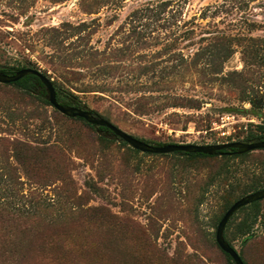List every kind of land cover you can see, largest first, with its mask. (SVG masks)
Wrapping results in <instances>:
<instances>
[{"label": "rangeland", "instance_id": "374dc122", "mask_svg": "<svg viewBox=\"0 0 264 264\" xmlns=\"http://www.w3.org/2000/svg\"><path fill=\"white\" fill-rule=\"evenodd\" d=\"M104 1L89 14V0H0V70L35 69L78 97L72 107L154 146L259 133L264 111L224 78L264 88V0ZM123 143L0 84V211L22 219L0 216V238L22 245L0 248V264H230L217 226L255 182L264 189V150L187 158ZM260 204L250 234V209L224 231L246 264H264Z\"/></svg>", "mask_w": 264, "mask_h": 264}, {"label": "water", "instance_id": "95a60500", "mask_svg": "<svg viewBox=\"0 0 264 264\" xmlns=\"http://www.w3.org/2000/svg\"><path fill=\"white\" fill-rule=\"evenodd\" d=\"M36 76L40 79L44 85L49 104L62 115L75 119L79 118L84 120L86 123L95 126L103 127L109 129L113 133V137L126 143L132 149L141 152L143 154H154V155H168L175 153H187V154H202L207 156H213L217 152L224 150H240L244 152H254L258 150H264V141L262 142H230L217 145H179V144H168L162 146L150 145L142 140H139L132 135L119 129L117 126L111 122L105 120L99 115L93 114L91 111L80 109L77 107H66L60 104L57 100V93L55 87L50 79L44 76L37 70L34 69H21L17 71L14 75H7L0 72V84L11 85L17 83L18 81L28 77ZM264 200V189L258 190L256 192L250 193L239 200H237L233 205L226 211L222 219L220 220L217 230H216V243L218 247L225 254L229 255L235 264H244L237 250L232 247L224 237L225 228L231 219V217L240 209L249 206L253 203L260 202Z\"/></svg>", "mask_w": 264, "mask_h": 264}, {"label": "trees", "instance_id": "16d2710c", "mask_svg": "<svg viewBox=\"0 0 264 264\" xmlns=\"http://www.w3.org/2000/svg\"><path fill=\"white\" fill-rule=\"evenodd\" d=\"M54 1H55V3H58V2H61L64 0H54ZM89 1H90L89 4L83 3L85 12L89 13V14H92L94 8H96V9L100 8L102 6L103 2H105L104 0H89ZM123 1L124 0H118L115 2L122 3ZM172 2H173V0H161V4L164 8L170 6ZM24 3H25V0H22V4H24ZM27 7H30V5L26 6L25 8H27ZM250 52H251V58L252 59H257L259 56V53H260L258 50H254L253 48L250 49ZM224 57H227V56L224 55ZM259 60H260L259 61L260 64H262L264 66V55L261 56ZM209 62H210L209 64L212 65V60H210ZM20 69H27V68H20ZM20 69H8V70L2 69V70H0V72L7 74V75H14V73ZM224 80H225V82L229 83V85H231L236 91H238L239 97H240L239 100L241 102L248 103L249 105H251V107L253 109H255L257 111H264V88L263 87H259V89H255V88L249 89V87H247L245 77L242 74H237V73H231L227 78H224ZM11 85H15V86L20 87L23 91L29 93L32 96L38 97L39 99L46 102L47 105H50L49 101H48L46 89L38 77L31 75V76H28V77L18 81L17 83H14ZM53 85H54L56 93H57V100L60 104L66 106V107H72L74 105H78V106L81 105V103H80V101L76 95H74L70 92L63 91L60 87L56 86L55 84H53ZM82 107H83V109H86L88 111H91L93 114L98 115L96 112L89 110L84 106H82ZM190 108H194V107H190ZM93 128L99 133L104 132L107 135L113 136V133L107 128L95 127V126H93ZM256 128L259 130L258 131L259 133H254L251 131L249 133V135L247 136L245 142L254 143V142L264 141V126H258ZM123 144L126 145V143H123ZM159 146H162V145H159ZM248 154H249L248 152L242 153L240 150H234V149L217 152L213 156H207V155H202V154L175 153V155L184 156L187 158H208V157H217V156H232L234 158H240V157H245ZM225 174L226 175L231 174L230 169H227ZM261 185H262L261 182H255L252 185V187H250V189L245 191V193L256 192L260 189ZM261 202L262 201L256 202V203H253L249 206L242 208V210L250 209L251 213L253 214V219L248 223V225L246 227V231H245L246 235L251 233L252 227H254V225L259 222V218L262 216V209H261V204H260ZM4 210L5 209L0 211V213H1L0 216L7 223L12 224V223H16V222L19 223L22 221V219H20V217L18 215H16L15 212H9V213L5 214V213H2ZM13 238H14L13 235H11L10 238L6 237V236H4V239L0 238V248L3 249L5 252H13L14 248H20L21 249L22 245L21 244L18 245L16 243V240H14L15 238L14 239ZM248 240H250V239H248ZM224 255L227 257L230 264H235L229 255H227L225 253H224ZM241 259L243 260L244 264H246V262L244 261V259L242 257H241Z\"/></svg>", "mask_w": 264, "mask_h": 264}, {"label": "flooded vegetation", "instance_id": "af4514ba", "mask_svg": "<svg viewBox=\"0 0 264 264\" xmlns=\"http://www.w3.org/2000/svg\"><path fill=\"white\" fill-rule=\"evenodd\" d=\"M27 69H31V68H27ZM34 70H35V69H34ZM16 72H17V71H16ZM16 72H15V73H16ZM15 73H14V74H15Z\"/></svg>", "mask_w": 264, "mask_h": 264}, {"label": "built area", "instance_id": "2783aa9c", "mask_svg": "<svg viewBox=\"0 0 264 264\" xmlns=\"http://www.w3.org/2000/svg\"><path fill=\"white\" fill-rule=\"evenodd\" d=\"M223 134H225L224 132H223ZM228 134V133H227Z\"/></svg>", "mask_w": 264, "mask_h": 264}]
</instances>
